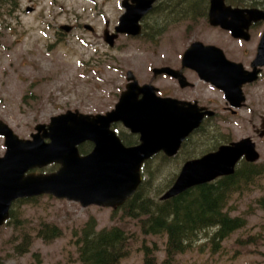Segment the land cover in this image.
Wrapping results in <instances>:
<instances>
[{"label": "rangeland", "instance_id": "374dc122", "mask_svg": "<svg viewBox=\"0 0 264 264\" xmlns=\"http://www.w3.org/2000/svg\"><path fill=\"white\" fill-rule=\"evenodd\" d=\"M122 1L20 0L17 9L11 12L0 6V119L20 137L31 138L38 123H49L51 116L69 109L84 113L111 110L125 89L128 70H132L142 83L150 77L152 66L178 62L179 55L195 39L219 42L227 47L233 45L222 32L209 28L207 18H202L194 25L184 21L168 24L167 21L157 41L149 40L151 32L147 29L138 37L121 34L116 44L109 46L103 37L104 30L109 23L110 30L114 31L125 10ZM147 20L146 17L143 22ZM62 25H70L72 29L66 31ZM85 25H91L94 31ZM164 83L165 80H160L156 85ZM194 90L204 98L218 100L216 108L223 105L220 93L206 85L199 84ZM258 112L264 113L261 108ZM220 115L208 124L216 121L215 129L219 133L231 140L241 138L236 118L222 110ZM118 130L128 131L122 125ZM209 137L207 134L203 139ZM4 140L0 135V156L6 151ZM257 149L260 152L258 164L264 165V141L257 143ZM181 151L166 164L157 160L159 155L155 156L148 166V174L153 173L149 177L153 179V195L156 191H166L165 186L175 181L183 164L200 153L192 150V157L188 158L180 154ZM154 166L155 173L150 171ZM57 167L50 164L32 171L51 172ZM261 183L263 185L255 187L250 195L231 202L236 207L232 215H246V227L226 239L217 252L207 245L194 246L178 254L176 264H264V178ZM18 202L12 206L16 210V220L24 223L32 233L31 244L26 251L18 249L15 226L3 225L0 257L4 264H81L76 241L91 217L96 218L99 230L120 226L131 236L127 255L119 264H144L145 243L158 247L159 261L165 257L167 236L143 234L139 222L125 216L120 207H83L78 202L52 195ZM44 224L58 226L61 235L50 242L36 236ZM250 234L257 235L256 243L238 244L240 237L247 238ZM206 240L198 242L204 244Z\"/></svg>", "mask_w": 264, "mask_h": 264}, {"label": "water", "instance_id": "95a60500", "mask_svg": "<svg viewBox=\"0 0 264 264\" xmlns=\"http://www.w3.org/2000/svg\"><path fill=\"white\" fill-rule=\"evenodd\" d=\"M157 1L123 0L125 10L114 31L110 30L109 23L106 24L105 42L114 46L121 34L140 35L142 20ZM263 13L264 10L258 8L235 7L226 0H210L208 19L211 25L222 26L237 37L240 18L246 15L260 18ZM85 27L94 31L91 25ZM61 28L70 31L72 26L62 25ZM224 58L219 47L197 41L184 52L183 65L198 70L203 78L224 89L229 98L235 96L238 100L241 94L236 83L238 69H219L218 63H224ZM258 58L260 61L256 60V63L263 64L264 35ZM225 60L233 67L240 66ZM208 61L210 68L207 70L204 64ZM154 72H169L182 85L190 84L180 71L171 67L155 68ZM126 78V88L111 110L84 113L69 109L51 116L49 123H38L31 138L20 137L0 119V135L6 146L4 155L0 156V228L9 219L13 202L19 198L50 194L78 202L83 207H121L141 184L146 161L160 152L175 156L204 117L215 114L204 107L201 112L197 104L159 96L156 86L140 84L132 70L127 71ZM118 122L130 132L139 134L138 144L123 142L112 126ZM87 141L94 146L90 152L82 154L79 146ZM242 158L248 162L260 160V152L250 137L221 144L216 150L187 160L160 198H171L194 186L231 175ZM56 163L59 167L51 172L30 171Z\"/></svg>", "mask_w": 264, "mask_h": 264}, {"label": "trees", "instance_id": "16d2710c", "mask_svg": "<svg viewBox=\"0 0 264 264\" xmlns=\"http://www.w3.org/2000/svg\"><path fill=\"white\" fill-rule=\"evenodd\" d=\"M19 1L0 0V6H5L11 12L17 9ZM159 1L146 16L148 18L147 23L143 22V32H146L147 29L151 32V36L148 37L151 41H157L156 37L164 30L165 27L163 26L167 24V21L168 24L184 21L194 25L202 18H207L210 4V0ZM227 2L237 6H257L264 3V0H227ZM211 125L204 124L201 126V132L198 135L189 136L185 140L181 148L183 151L180 154L190 158L192 157L191 151L195 150L200 152L196 156L198 157L216 150L221 144L231 140L226 135L219 133L218 129H215L216 125H212L213 127ZM118 127L120 125L116 124L115 128L125 143L133 144L137 142L134 135H128L124 130H118ZM207 134L210 137L208 140H204L203 138ZM198 140L200 143L202 142L199 146H197ZM192 145L197 147L189 149ZM91 147L92 143L86 142L80 145V151L83 154L87 153ZM195 151H193L194 154ZM156 156H158L157 160L164 164L173 160V157H169L164 153H159ZM155 158H151L143 165L144 179L136 192L120 207L125 216L139 222L143 234H165L167 236L165 257L161 261H159L157 255L158 247L156 245L152 246L148 243L143 245L144 264H176L177 255L184 253L189 248H194V246L203 248L207 245L214 252H217L226 239L236 231L246 227L248 223L246 215H232V211L236 207L231 202L241 200L250 195L255 187L263 185L261 181L264 178V165L242 159L231 175L218 177L213 181L194 186L174 197L161 199L160 197L165 190L156 191L157 194L153 195V179L149 178L152 177L153 173L148 174V166ZM150 171L155 173L157 170L154 166V169L150 168ZM172 184L168 183L165 189ZM36 200L37 197H32L19 199L18 201ZM5 224L15 226L18 233L16 238L19 239L18 249L26 251L31 244L32 233L24 223H19L16 220V210L13 207L10 218ZM97 226L96 218H89L76 241L80 263L119 264L127 255L131 236L120 226L100 230ZM60 235V228L49 224L42 225L36 234L46 242H50ZM203 238L207 240L204 244H200L198 241ZM256 238L257 235L253 234H250L247 238L240 237L238 244L240 242L256 243ZM0 264H4L1 257Z\"/></svg>", "mask_w": 264, "mask_h": 264}, {"label": "flooded vegetation", "instance_id": "af4514ba", "mask_svg": "<svg viewBox=\"0 0 264 264\" xmlns=\"http://www.w3.org/2000/svg\"><path fill=\"white\" fill-rule=\"evenodd\" d=\"M233 6L242 7V8H258L264 10V3H260V5L257 6H242V5L241 6L233 5ZM207 21L209 24V28L211 30H213L214 32L215 31L220 33L222 32L221 35L224 38H226V40L229 41L231 40L233 42V45L231 47H227L226 44H221L219 42L217 43L205 42L202 39H195L191 43L200 41L205 45H215L220 49H222V51L225 54V58L227 60L235 64H240V66L235 65L236 67H233L229 63H226L227 61L224 58V63H218L217 66L219 69L222 70H226L227 68L233 70L238 69L239 76L236 80V83L238 85L239 91L241 92L238 100L235 99V96H230L232 99L229 98L226 95L224 89L218 87L211 80L203 78L198 70L188 66H184L183 55L185 51L181 53V55H179L178 62L176 63H163L161 65H156V67L155 65L152 66L150 69L151 70L150 77L140 84L142 85L153 84L158 88L157 94L159 96L172 97L177 100L190 102L192 104H197L201 112L204 111L202 107L215 112L213 116L206 115L200 127L194 130L190 134V136L198 135L201 132V126H203L204 124H208L209 121L211 122L214 121L213 119L219 116H222L220 115V110H222L224 114H230V117L236 118L235 124L239 128L238 130L241 132V138L239 139L250 137L256 143L257 146V143L264 141V113L261 112L260 114H258L259 113L258 108H261V111H264V63L263 64H260L261 62L256 63V60L260 61L259 58L257 59V55L262 37L264 35V13L260 14V18L259 17L251 18L248 15H246L243 18H240L238 20V25H239L238 27L240 28V34L237 37L234 36L230 30L225 29L222 26L211 25L209 23L208 14H207ZM187 48L185 50H187ZM204 65L205 68H207V70L210 68L209 61L206 62ZM163 67H171L175 70L180 71L185 77V80L189 81L190 84L185 86L182 85L181 81L176 76H174L169 72H160L158 74H155L154 72L155 68H163ZM213 69H215V67ZM160 80L161 81L165 80V83L162 85H156V82ZM168 82L172 85H169ZM199 84H204L209 89H213L219 92L220 96L223 98V105L216 108V103H218V100L216 99L213 100L210 99L209 97L204 98L198 92L194 93L195 91L194 89ZM258 93H260V96L258 95ZM213 123L212 125L217 124L216 121L215 124ZM116 124L121 125L120 123H116ZM116 124H114V127ZM246 128H249V130H246ZM243 129H245V131H242ZM125 131L128 135H134L137 139L136 143L127 144L122 138L123 142L126 145H134L139 142V134L132 133L129 130L128 131L125 130ZM231 141L234 140H230L227 143H230ZM93 146L94 145L92 144V147L88 152L92 150Z\"/></svg>", "mask_w": 264, "mask_h": 264}]
</instances>
